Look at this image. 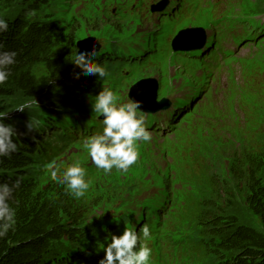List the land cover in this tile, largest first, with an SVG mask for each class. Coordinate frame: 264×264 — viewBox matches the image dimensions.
<instances>
[{"label":"rangeland","instance_id":"1","mask_svg":"<svg viewBox=\"0 0 264 264\" xmlns=\"http://www.w3.org/2000/svg\"><path fill=\"white\" fill-rule=\"evenodd\" d=\"M162 1L50 0L47 11L74 33V44L94 36L102 44L101 50L116 45L124 49L125 57L136 59L125 65L121 59L110 63L113 73L111 66L104 64L109 73L99 79L87 97L88 109L82 111V116L88 112L94 115L93 129L103 124L92 103L104 88L114 90L117 102L125 103L132 100L133 84L156 78L158 100L167 97L172 106L157 114L138 110L152 139L137 142L139 159L127 170L105 173L98 169L84 147L91 134L56 150L46 166L45 179L48 184L63 185L51 177V170L62 171L79 161L87 170L90 187L77 199L95 216V222L115 219L122 224L130 217L126 226L137 231L147 223L151 228L147 241L152 248L150 264H210L213 257L208 251L188 243L201 240L194 237L197 205L205 196L213 198L217 183L225 190L231 189L233 180L241 185L238 179L245 170L232 172L233 162L249 161L253 153L264 151V124L255 125L252 120L257 114V120L264 122V40L246 37L244 27L228 21L237 22L258 4L264 12V0H167L163 11L153 13L151 6ZM171 4L172 18L163 22ZM262 16L264 20V13ZM179 25L204 27L209 50L199 54L203 46L197 39L183 44L196 45L193 53H175L173 30ZM68 47L65 59L76 68L72 60L77 49ZM212 53L217 56L205 59ZM35 71L41 75L45 70L39 66ZM40 102L38 108L46 104ZM12 106L13 102H6L0 110ZM243 139L249 143H241ZM212 170L214 180L209 178ZM238 215L240 220H248L242 211ZM110 239L111 233L104 236L99 249Z\"/></svg>","mask_w":264,"mask_h":264},{"label":"trees","instance_id":"2","mask_svg":"<svg viewBox=\"0 0 264 264\" xmlns=\"http://www.w3.org/2000/svg\"><path fill=\"white\" fill-rule=\"evenodd\" d=\"M49 4L50 0H0V17L9 24L0 43L17 52L8 81L0 85V109L6 102L14 106L0 111L7 112L3 119L15 127L19 146L0 162V182L21 180L12 201L15 224L0 238V264H99L105 255L99 249L102 238L118 234L130 217L122 224L115 219L95 222L64 185L45 179L50 157L60 148L56 139L64 141L68 134L69 127L60 124L87 108V97L100 79L70 67L65 51L69 44L75 48L76 38L47 11ZM93 59L102 65L111 60L99 53ZM39 66L45 70L41 75L35 71ZM20 101L31 102V111L17 109ZM40 101L46 104L38 108ZM31 116L39 126L28 132ZM213 170L208 171L212 180ZM240 170H245L238 179L241 185L233 180L225 190L217 183L213 198L205 196L195 212L194 237L201 240L192 242L208 251L215 264H264V151L253 153L249 161L235 160L232 172ZM241 211L247 221L240 220Z\"/></svg>","mask_w":264,"mask_h":264},{"label":"clouds","instance_id":"3","mask_svg":"<svg viewBox=\"0 0 264 264\" xmlns=\"http://www.w3.org/2000/svg\"><path fill=\"white\" fill-rule=\"evenodd\" d=\"M8 28V21L0 17V34ZM96 52L95 45L89 50L82 49L75 54L72 62L84 73L105 78L108 70L93 59ZM16 57L17 52L6 50L5 45L0 43V85L8 81ZM139 107V103L132 100L118 103L111 88H104L95 96L92 108L93 112L102 116L103 128L102 132L90 136L84 147L98 169L105 173H111L113 169L127 170L139 159L137 142L151 141L152 134L145 125L144 116L138 111ZM17 109L30 112L32 104L24 102ZM6 116L7 112L0 111V162L19 150L15 139L18 134L12 124L5 123L3 118ZM38 126L39 121L31 116L26 124L28 132L38 129ZM50 175L75 198L84 197L90 187L87 170L79 161L72 162L62 171L51 170ZM20 184V178L12 183L0 182V238L6 236L15 224L16 209L12 201ZM150 236L151 228L147 223L139 231L126 226L121 234H111L99 264H150L152 248L147 243Z\"/></svg>","mask_w":264,"mask_h":264},{"label":"water","instance_id":"4","mask_svg":"<svg viewBox=\"0 0 264 264\" xmlns=\"http://www.w3.org/2000/svg\"><path fill=\"white\" fill-rule=\"evenodd\" d=\"M199 31L202 34V31L198 28H188L182 30L179 36L175 39L174 45L175 48L179 49H189L190 47H183L181 43L183 40L192 34L193 31ZM203 38L204 35L202 34ZM205 40V38H204ZM203 42V41H202ZM78 47V52L82 51V49L89 50L95 45L96 51L99 50L100 44L96 40L95 37L90 36L84 39H80L76 43ZM158 90V82L156 79L148 78L136 83L130 93V97L138 102L140 105V109L145 112H154L158 109L168 107L169 101L167 99H163L160 102L156 101Z\"/></svg>","mask_w":264,"mask_h":264},{"label":"bare ground","instance_id":"5","mask_svg":"<svg viewBox=\"0 0 264 264\" xmlns=\"http://www.w3.org/2000/svg\"><path fill=\"white\" fill-rule=\"evenodd\" d=\"M122 5H125V4H122ZM153 6H154L155 9H157V3H155ZM181 25H182V24H181ZM194 29H195V28H194ZM257 29H258L257 27H254L253 31H255V30H257ZM181 32H182V31H181ZM181 32H180V33H181ZM180 33H179V34H180ZM178 36H179V35H178ZM178 36H177V37H178ZM86 38H87V37H86ZM83 39H84V38H83ZM197 39H200L201 41L204 40L202 34L199 33V32H197V30H195V31L192 32L191 37H190V40L195 41V40H197ZM76 43H77V42H76ZM172 43H173V42H172ZM196 48H197L196 45L190 46V48L188 49V52L193 53V51H194ZM173 51L178 52V49H173ZM195 236H197V234H196ZM193 238H194V237H193ZM198 240H199V239H198Z\"/></svg>","mask_w":264,"mask_h":264}]
</instances>
